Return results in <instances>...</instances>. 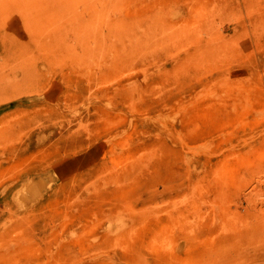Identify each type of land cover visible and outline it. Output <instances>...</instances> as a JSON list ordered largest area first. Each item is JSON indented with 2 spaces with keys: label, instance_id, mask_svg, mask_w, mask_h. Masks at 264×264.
<instances>
[{
  "label": "rangeland",
  "instance_id": "obj_1",
  "mask_svg": "<svg viewBox=\"0 0 264 264\" xmlns=\"http://www.w3.org/2000/svg\"><path fill=\"white\" fill-rule=\"evenodd\" d=\"M82 1L0 0V264H264V0Z\"/></svg>",
  "mask_w": 264,
  "mask_h": 264
},
{
  "label": "bare ground",
  "instance_id": "obj_2",
  "mask_svg": "<svg viewBox=\"0 0 264 264\" xmlns=\"http://www.w3.org/2000/svg\"><path fill=\"white\" fill-rule=\"evenodd\" d=\"M89 1H90V0H89ZM89 1H88V2H89ZM94 1H95V0H94ZM94 1H93V2H94ZM107 1H108V0H107ZM82 2H83V1L81 0V3H82ZM90 2H91V1H90ZM90 2H89V3H90ZM89 3H88V4H89ZM91 3H92V2H91ZM98 3H100V2H98ZM88 6H89V5H88ZM102 6H103V5H102ZM81 8H82V7H80V9H81ZM77 10H78V9H77ZM78 11H80V10H78ZM100 11H101V10H100ZM87 12H88V11H87ZM85 14H86V13H85ZM115 14H116V13H115ZM98 16H100V13H99ZM109 16H110V13H109ZM108 18H109V17L107 16L106 19H108ZM109 19L111 20V18H109ZM86 20H87V19H86ZM106 21H107V20H106ZM97 22H98V21H97ZM99 22H100V21H99ZM76 23H78V22H76ZM106 24H107V23H106ZM98 25H99V23L96 25V27L94 26V28L97 29V26H98ZM94 28H93V29H94ZM93 29H92V30H93ZM85 30H87V29H85ZM85 30H84V35H85V33H86ZM87 31H88V30H87ZM94 32H95V30H94ZM81 33H82V32H81ZM89 34H90V32L88 33V36H89ZM94 34H95V33H93V35H94ZM81 36H83V34H82ZM74 37L76 38V36H74ZM94 37H95V35H94ZM76 39H77V38H76ZM94 39H96V38H94ZM81 40H82V39H81ZM93 41L95 42V40H93ZM74 43H75V42H74ZM95 44H96V43H95ZM103 44H104V43H103ZM91 45H92V44H91ZM125 47H126V46H125ZM93 48H94V47H93ZM92 53H93V51H92ZM102 53H103V52H102ZM93 54H94V53H93ZM111 54H112V56H113V53H111Z\"/></svg>",
  "mask_w": 264,
  "mask_h": 264
}]
</instances>
